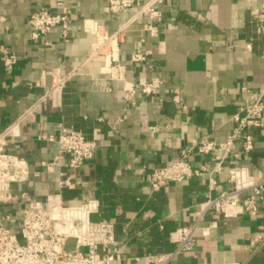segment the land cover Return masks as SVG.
<instances>
[{
	"label": "crops",
	"instance_id": "1",
	"mask_svg": "<svg viewBox=\"0 0 264 264\" xmlns=\"http://www.w3.org/2000/svg\"><path fill=\"white\" fill-rule=\"evenodd\" d=\"M262 6L264 0H169L159 6L158 21L134 19L136 6L112 15L107 0H0L5 16L0 45L17 55L10 71L0 58V131L9 127L6 152L29 164L27 178L13 184L14 199L0 206V214L19 221L31 203L28 197L64 206L96 199L99 212L91 218L113 224L121 264H148L134 257L172 250L170 232L191 224L209 193L232 187L231 166L264 176L263 126L250 130L249 151L243 139H236L216 175L218 189L209 190L208 171L159 190L147 180L154 167L173 161L181 148L201 137L224 141L242 103V86L264 91V30L259 32L253 13ZM41 7L71 10L70 42L60 40L57 28L30 38L28 16ZM84 19L96 20L108 33L127 23L111 65L93 56L96 38L83 30ZM146 23L151 27L145 28ZM137 49L145 59L133 62ZM51 71L68 77L65 85L56 97L38 101L51 87ZM150 81L156 83L154 93H136L134 103L122 97L127 89ZM115 120L119 123L113 127ZM62 127L81 130L97 143L93 157L73 173L67 155L49 169L41 164L56 158ZM215 154L192 158L211 170ZM65 175H73L72 185L58 187V177ZM208 221L206 215L195 232L193 252L180 253L169 264H264V241L251 244L256 232L264 234V206L257 216L228 218L217 227L208 229Z\"/></svg>",
	"mask_w": 264,
	"mask_h": 264
},
{
	"label": "built area",
	"instance_id": "2",
	"mask_svg": "<svg viewBox=\"0 0 264 264\" xmlns=\"http://www.w3.org/2000/svg\"><path fill=\"white\" fill-rule=\"evenodd\" d=\"M169 0H107V10L118 16L129 7H138L136 17H146L160 20L162 12L159 6ZM259 21V32L264 30V6L260 11H253ZM133 18L127 22H132ZM5 16L0 13V23ZM31 27L30 38L44 37L50 30L57 28L63 43L71 41V26L73 14L70 9L62 12L41 7L28 16ZM150 28L151 24H144ZM127 23L121 24L116 31L108 33L106 29L93 19H84L82 28L96 38L92 45L93 56L102 57L111 65L115 60V51ZM0 58L6 70H12L17 62V55L5 45H0ZM145 59V53L137 49L131 55V61ZM112 67H110L111 70ZM52 84L48 91L42 94L38 101L47 96L59 95L68 77L60 76L51 71ZM114 77V75H112ZM115 77H118L116 75ZM156 83L150 81L136 84L122 94L126 100L134 103V97L139 93L152 94ZM240 93L244 96L242 103L232 115L234 127L226 139L216 142L201 137L194 145L185 146L179 150L178 156L171 162L154 167L147 180L153 190H159L166 183L182 182L193 176H201L208 171L209 190L220 187L216 175L221 172L223 163L230 156L231 148L236 139L244 140V150L253 147L252 129L264 126V91L257 93L249 86H242ZM174 101L180 102L177 96ZM119 120L112 121L116 126ZM9 127L0 131V206L13 201V184L23 181L29 174V164L18 155L6 152V137ZM58 154L51 163H41L47 169L58 164L63 155L68 156L67 166L72 173L79 169L85 161L91 159L97 147L96 139L74 128L62 127L56 137ZM216 153V162L208 170L206 162L194 164L193 155L205 156ZM229 181L232 187L221 189L217 194L209 193L200 203L194 221L189 225L177 227L170 232V241L174 248L160 253H144L134 257L136 261L145 260L148 264H169L180 253H191L195 247V232L199 224L210 216L208 229L217 227L219 222L228 218H236L247 214L257 216L261 206H264V176L250 175L246 168L231 166L228 169ZM73 175L58 177V187L72 185ZM22 196H26L22 193ZM30 205L21 211V219L13 221L9 214H0V264H121L123 260L120 242L116 239L113 224L105 219L93 221L91 215L99 212V201L87 199L78 205L64 206L60 202L43 204L30 199ZM73 240L72 248H67L68 241ZM264 234L256 232L251 244H262Z\"/></svg>",
	"mask_w": 264,
	"mask_h": 264
},
{
	"label": "rangeland",
	"instance_id": "3",
	"mask_svg": "<svg viewBox=\"0 0 264 264\" xmlns=\"http://www.w3.org/2000/svg\"><path fill=\"white\" fill-rule=\"evenodd\" d=\"M72 246H73V240L70 239V240L68 241L67 248H72Z\"/></svg>",
	"mask_w": 264,
	"mask_h": 264
},
{
	"label": "trees",
	"instance_id": "4",
	"mask_svg": "<svg viewBox=\"0 0 264 264\" xmlns=\"http://www.w3.org/2000/svg\"><path fill=\"white\" fill-rule=\"evenodd\" d=\"M92 219V218H91ZM93 220V219H92ZM94 221V220H93Z\"/></svg>",
	"mask_w": 264,
	"mask_h": 264
}]
</instances>
